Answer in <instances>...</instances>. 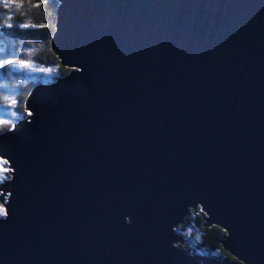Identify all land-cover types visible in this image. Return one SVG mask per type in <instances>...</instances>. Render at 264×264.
<instances>
[{"label": "water", "instance_id": "95a60500", "mask_svg": "<svg viewBox=\"0 0 264 264\" xmlns=\"http://www.w3.org/2000/svg\"><path fill=\"white\" fill-rule=\"evenodd\" d=\"M50 47L0 132V264H237L190 209L264 264V0H58Z\"/></svg>", "mask_w": 264, "mask_h": 264}, {"label": "trees", "instance_id": "16d2710c", "mask_svg": "<svg viewBox=\"0 0 264 264\" xmlns=\"http://www.w3.org/2000/svg\"><path fill=\"white\" fill-rule=\"evenodd\" d=\"M21 8L11 5L8 8L0 6V105L4 106L9 91L16 92L17 103L13 106L19 118L27 115L24 101L30 90L42 80H26L22 71H15L8 60L23 59L31 64L51 69L52 78L56 79L68 73L69 68L62 66L50 47V38L55 29L56 8L58 0H17ZM34 5H38L35 6ZM11 15L9 20L7 17ZM11 24V27H6ZM28 25L21 27L20 25ZM43 25V27H40ZM13 66V65H12ZM18 70V69H17ZM10 89V90H9ZM6 126L0 125V132ZM0 207L2 204L0 203ZM203 212L190 209L184 223L178 226V231L186 232L183 236L185 246L192 252L197 250L213 255L223 261L241 264L225 251L219 240L224 230L217 226H204ZM183 235V233H181Z\"/></svg>", "mask_w": 264, "mask_h": 264}, {"label": "snow or ice", "instance_id": "6c2138e0", "mask_svg": "<svg viewBox=\"0 0 264 264\" xmlns=\"http://www.w3.org/2000/svg\"><path fill=\"white\" fill-rule=\"evenodd\" d=\"M15 5L16 8H21L22 7V3L21 2H17V0H0V6L4 7V8H8L11 5ZM38 6V5H34ZM9 20L11 19V15L9 14V16L7 17ZM11 24H7L6 27H11ZM21 27H28V25L24 24V25H20ZM40 27H43V25H40ZM7 64H11V65H15L17 66L20 70H36L33 68L32 64L29 61L23 60V59H17V60H8L6 61ZM41 71H44L45 73L51 71V69L48 68H42L39 69ZM4 100L7 101V106L11 107L14 106L17 101L16 99H14L11 96H7V97H3ZM10 115H12L13 117H17L18 113L16 111H10L9 112ZM28 115H31V113H28ZM0 125H4L6 126V130L8 132H11L13 130V128L15 127V125L11 124L10 121H8L7 119H3L2 117H0ZM7 161L6 160H0V165L6 164ZM7 216V213L4 211V209L2 207H0V219H3Z\"/></svg>", "mask_w": 264, "mask_h": 264}, {"label": "rangeland", "instance_id": "374dc122", "mask_svg": "<svg viewBox=\"0 0 264 264\" xmlns=\"http://www.w3.org/2000/svg\"><path fill=\"white\" fill-rule=\"evenodd\" d=\"M32 66L36 70H20L15 65H13V66L11 65L10 68L13 67L14 68L13 70H15V71H22L26 80H31V81L42 80L43 83H49V82H52L55 80L52 78L53 71L52 72L49 71V72L45 73L44 71L39 70V69H42L44 67H40V66H37L34 64H32ZM45 68H47V67H45ZM48 69H50V68H48ZM15 94H16V92L9 91V94L7 96H11L14 98ZM10 111H16V110L14 109L13 106L9 107V106H7V104L4 106L0 105V117H2L3 119H7L8 121L11 122V124H14L17 120H20L21 118H19L18 116L13 117L12 115L9 114ZM0 160H3V159L0 158ZM5 165L6 164L0 165V182L2 181V179L7 178V169L4 167ZM178 232L183 233V236L186 233L184 231H178ZM196 252L204 254L203 252H201L199 250H197Z\"/></svg>", "mask_w": 264, "mask_h": 264}, {"label": "flooded vegetation", "instance_id": "af4514ba", "mask_svg": "<svg viewBox=\"0 0 264 264\" xmlns=\"http://www.w3.org/2000/svg\"><path fill=\"white\" fill-rule=\"evenodd\" d=\"M3 180V179H2Z\"/></svg>", "mask_w": 264, "mask_h": 264}]
</instances>
